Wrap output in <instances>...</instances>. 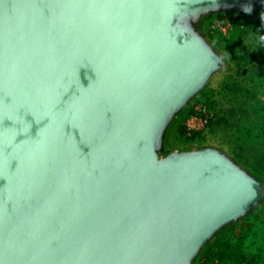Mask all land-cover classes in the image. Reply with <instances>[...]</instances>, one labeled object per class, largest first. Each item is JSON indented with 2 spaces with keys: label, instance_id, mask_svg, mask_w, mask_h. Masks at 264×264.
Masks as SVG:
<instances>
[{
  "label": "water",
  "instance_id": "95a60500",
  "mask_svg": "<svg viewBox=\"0 0 264 264\" xmlns=\"http://www.w3.org/2000/svg\"><path fill=\"white\" fill-rule=\"evenodd\" d=\"M264 0H0V264H195L264 200L218 146H172L229 69L205 24Z\"/></svg>",
  "mask_w": 264,
  "mask_h": 264
},
{
  "label": "rangeland",
  "instance_id": "374dc122",
  "mask_svg": "<svg viewBox=\"0 0 264 264\" xmlns=\"http://www.w3.org/2000/svg\"><path fill=\"white\" fill-rule=\"evenodd\" d=\"M217 20L229 21L231 29L223 35L213 28V23ZM237 20L250 21L248 24L239 26ZM264 9L258 17L222 16L221 18H211L205 24V31L210 41L216 44L223 52L227 60L229 69L216 76L208 88L195 99L187 115L194 111L195 107L201 105L206 108L207 122L203 130L198 133L189 132L185 125V118L177 121L175 129L171 132L168 142L172 146L199 147L218 146L224 149L225 153L236 160L237 164L244 167L255 177L264 183V88H260L258 99H250L248 102L244 94L247 87L255 88L254 81L258 78L260 67L264 63ZM240 28L241 33H234L235 28ZM242 27V28H241ZM239 29V30H240ZM234 33V34H233ZM218 36L221 39L228 38L231 47L223 50L210 36ZM233 83H241L243 89L240 93L233 91ZM257 88V87H256ZM184 128V135L181 140H176V131L179 125ZM247 130V131H246ZM241 150L244 154V161H239L232 153ZM254 166L259 169L255 172L250 169ZM264 216V200L249 215L234 223L221 233H219L202 251L195 261V264H202L201 258L205 251L212 245L218 237H230L243 231L254 217ZM259 226L256 224V227ZM260 229V228H259ZM261 240V239H257ZM256 247L264 250V241ZM261 242V241H260ZM247 253H255V246L248 242ZM264 258V255H263ZM205 264V263H204ZM210 264V263H208ZM213 264H232L218 263ZM264 264V261H263Z\"/></svg>",
  "mask_w": 264,
  "mask_h": 264
},
{
  "label": "trees",
  "instance_id": "16d2710c",
  "mask_svg": "<svg viewBox=\"0 0 264 264\" xmlns=\"http://www.w3.org/2000/svg\"><path fill=\"white\" fill-rule=\"evenodd\" d=\"M242 26L243 24H248L250 21L246 20H237ZM264 22V21H263ZM264 27V23L262 24ZM242 28V27H241ZM236 27L234 33H241V29ZM233 33V34H234ZM223 50H228L231 47V43L229 39L223 38L221 39L218 36H210ZM258 78L254 81V85L257 87H247L244 94H247L245 98L241 97V101L245 99L248 102L250 99H258V94L260 88H264V63L260 67ZM236 85L233 91L236 93H240L243 89V85L240 83H233ZM264 90V89H262ZM187 113L182 117H186ZM247 131V130H246ZM184 135V128L180 124L176 131V140H181ZM239 161H244V154L241 150H236L232 153ZM250 167V166H249ZM251 170L255 172H259V169L252 166ZM256 224L259 226L256 227ZM260 228V229H259ZM257 239H261L260 241ZM252 243V246L257 245V241L262 243L264 241V216L258 215V217H254L253 221H251L248 228L246 227L243 231L238 234L231 235L230 237H224L221 235L218 239L209 246V248L205 251L201 258L202 264H213L215 262L218 263H232V264H263L264 258V250L256 247L255 253H247L245 251L248 250V242Z\"/></svg>",
  "mask_w": 264,
  "mask_h": 264
},
{
  "label": "built area",
  "instance_id": "2783aa9c",
  "mask_svg": "<svg viewBox=\"0 0 264 264\" xmlns=\"http://www.w3.org/2000/svg\"><path fill=\"white\" fill-rule=\"evenodd\" d=\"M213 28H216L219 33L226 35V33L231 29V23L227 20L220 21L217 20L213 23ZM185 125L189 132L198 133L203 130L207 122V113L204 106L195 107L194 111L189 113L185 118Z\"/></svg>",
  "mask_w": 264,
  "mask_h": 264
}]
</instances>
